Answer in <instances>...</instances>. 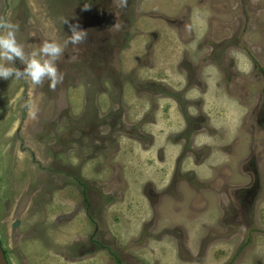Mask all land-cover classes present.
<instances>
[{
	"label": "rangeland",
	"instance_id": "374dc122",
	"mask_svg": "<svg viewBox=\"0 0 264 264\" xmlns=\"http://www.w3.org/2000/svg\"><path fill=\"white\" fill-rule=\"evenodd\" d=\"M0 17L25 53L4 68L67 44L55 90L0 76L9 264H264V0H0Z\"/></svg>",
	"mask_w": 264,
	"mask_h": 264
},
{
	"label": "clouds",
	"instance_id": "9594fccd",
	"mask_svg": "<svg viewBox=\"0 0 264 264\" xmlns=\"http://www.w3.org/2000/svg\"><path fill=\"white\" fill-rule=\"evenodd\" d=\"M0 29H6V35H0V59L13 61L14 58H19L22 62L25 61V53L23 49L17 45L15 40L14 32L16 26L3 17H0ZM71 36L68 37L67 42H70L73 45H78L83 43L87 37L86 30L79 29L78 25L70 26ZM64 47H61L58 43H44L40 52L48 59H44L43 62L36 59V53L31 54V58L27 60V66L21 72L19 69L14 68H4L0 66V76L8 78L13 73L17 77L27 75L30 77L33 84H41L44 77L50 79L51 83L49 84L50 89L55 90L57 84L61 83L63 80V74L58 72L57 67L53 63L56 59L62 57ZM74 59V57H73ZM30 118H35V111L31 108L28 113Z\"/></svg>",
	"mask_w": 264,
	"mask_h": 264
},
{
	"label": "flooded vegetation",
	"instance_id": "af4514ba",
	"mask_svg": "<svg viewBox=\"0 0 264 264\" xmlns=\"http://www.w3.org/2000/svg\"><path fill=\"white\" fill-rule=\"evenodd\" d=\"M255 72H256V75H258V76H260V74H261V77L264 76V68L263 67H259L258 65H254V71H253V73H255ZM263 111H264V104H263L262 108H260V111L258 112V114L256 113L257 110L255 111V113H253L255 116H257V123H259V125L262 128H264V125H263V122H264V112ZM253 147L255 148V150L257 152V155H259V157L262 158L264 156V130H261V132L256 136V140H255V142L253 144ZM249 166H252L254 168L253 165H249ZM256 168L260 169V167H257V166H256ZM258 172L255 170V175H256L255 178L257 179V181L254 182V186H253V188L250 191L258 188L259 178L263 174V173H259V177H258L257 176V173ZM262 224H264V219H262Z\"/></svg>",
	"mask_w": 264,
	"mask_h": 264
},
{
	"label": "water",
	"instance_id": "95a60500",
	"mask_svg": "<svg viewBox=\"0 0 264 264\" xmlns=\"http://www.w3.org/2000/svg\"><path fill=\"white\" fill-rule=\"evenodd\" d=\"M16 226H17V223L13 225V227H16ZM0 264H8V261L4 255V252L1 246V241H0Z\"/></svg>",
	"mask_w": 264,
	"mask_h": 264
},
{
	"label": "bare ground",
	"instance_id": "6f19581e",
	"mask_svg": "<svg viewBox=\"0 0 264 264\" xmlns=\"http://www.w3.org/2000/svg\"><path fill=\"white\" fill-rule=\"evenodd\" d=\"M0 241H1V239H0ZM1 246H2V244H1ZM3 249V248H2ZM3 252H4V250H3ZM4 255H5V253H4ZM5 257H6V255H5ZM7 259V258H6ZM8 261V260H7ZM9 264V263H8Z\"/></svg>",
	"mask_w": 264,
	"mask_h": 264
},
{
	"label": "trees",
	"instance_id": "16d2710c",
	"mask_svg": "<svg viewBox=\"0 0 264 264\" xmlns=\"http://www.w3.org/2000/svg\"><path fill=\"white\" fill-rule=\"evenodd\" d=\"M5 255H6V252L4 251Z\"/></svg>",
	"mask_w": 264,
	"mask_h": 264
}]
</instances>
